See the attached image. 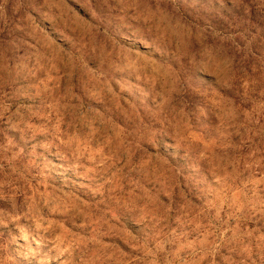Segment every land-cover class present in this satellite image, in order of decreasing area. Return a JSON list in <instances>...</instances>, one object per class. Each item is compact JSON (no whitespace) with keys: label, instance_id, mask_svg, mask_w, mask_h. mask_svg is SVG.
Listing matches in <instances>:
<instances>
[{"label":"rangeland","instance_id":"rangeland-1","mask_svg":"<svg viewBox=\"0 0 264 264\" xmlns=\"http://www.w3.org/2000/svg\"><path fill=\"white\" fill-rule=\"evenodd\" d=\"M0 264H264V0H0Z\"/></svg>","mask_w":264,"mask_h":264}]
</instances>
